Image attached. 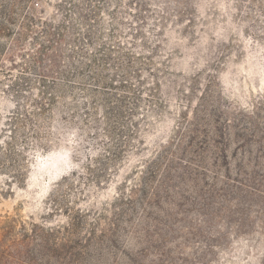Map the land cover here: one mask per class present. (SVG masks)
<instances>
[{"label":"rangeland","instance_id":"374dc122","mask_svg":"<svg viewBox=\"0 0 264 264\" xmlns=\"http://www.w3.org/2000/svg\"><path fill=\"white\" fill-rule=\"evenodd\" d=\"M1 1L0 264H264V0Z\"/></svg>","mask_w":264,"mask_h":264},{"label":"trees","instance_id":"16d2710c","mask_svg":"<svg viewBox=\"0 0 264 264\" xmlns=\"http://www.w3.org/2000/svg\"><path fill=\"white\" fill-rule=\"evenodd\" d=\"M21 4V2H19L18 3V5H20ZM15 5H12L11 6V8L9 7V5H7V3H5V2H3V1H1L0 0V39L2 38V36H5V34H6V32L8 31V25H12V20H13V14H14V12H13V10H12V8L14 7ZM41 25H42V27L44 28L43 29V31L41 32V33H45V35H47V36H49L50 34H49V31H50V29H51V27H52V25H50L49 23H47V22H42L41 23ZM47 42H50L49 40L47 41ZM1 42H0V47H1ZM1 53H0V58H1ZM59 86V85H58ZM57 88V87H56ZM55 88V89H56ZM58 89H60L59 87H58ZM50 101H51V103H52V106H54V104H55V98L54 97H52L51 99H50ZM50 103V104H51ZM50 106V105H49ZM112 111V112H111ZM106 114L108 115V116H106V117H104V120H107V122H106V124H104V127L102 128V130H103V132L104 131H106L105 130V128H106V126L107 127H110V129H111V125H112V127L114 128V129H118V127H116V125H114V124H117V123H119L118 122V119H119V117H120V115H121V113L119 112V109H115V108H112V110L111 109H109L107 112H106ZM110 117H112V119H114V120H111V118ZM18 118H19V114H16V113H13L12 114V116L10 117V121L12 122V123H16V122H18ZM114 121V122H113ZM112 128V129H113ZM140 128V125H135V131L137 130V133H138V129ZM54 129H55V127H54ZM56 129H57V127H56ZM109 131V130H108ZM129 131H131V130H129ZM135 131H134V133H135ZM132 132V131H131ZM107 138H108V141H110L109 142V144H112V141H115V142H117V141H119L118 139L120 138V134H118V135H111L110 133L109 134H107ZM4 144H5V142H4ZM119 143H117V145H118ZM120 148H122V147H120ZM105 153L107 152V153H109V151H104ZM121 149H117V150H115V152H110V154L113 156V157H118L120 154H121ZM8 156H10V154L9 153H7V151H3V149H2V152H0V157L2 158V159H6ZM97 156L98 157H103L104 155H102V154H97ZM11 157V156H10ZM90 161H91V157H90ZM4 166H5V164L3 163L2 165H1V163H0V169H3L4 168ZM22 170L20 171V169L19 170H16V171H13V173H11V174H16V175H11V178H12V180H16L17 178L18 179H22Z\"/></svg>","mask_w":264,"mask_h":264}]
</instances>
